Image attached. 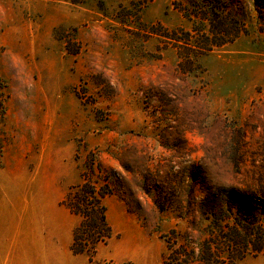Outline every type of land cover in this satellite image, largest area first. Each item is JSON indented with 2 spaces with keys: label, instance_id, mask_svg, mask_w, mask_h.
Instances as JSON below:
<instances>
[{
  "label": "rangeland",
  "instance_id": "1",
  "mask_svg": "<svg viewBox=\"0 0 264 264\" xmlns=\"http://www.w3.org/2000/svg\"><path fill=\"white\" fill-rule=\"evenodd\" d=\"M86 181L94 262L208 241L231 264L264 228V0H0V264H91Z\"/></svg>",
  "mask_w": 264,
  "mask_h": 264
},
{
  "label": "trees",
  "instance_id": "2",
  "mask_svg": "<svg viewBox=\"0 0 264 264\" xmlns=\"http://www.w3.org/2000/svg\"><path fill=\"white\" fill-rule=\"evenodd\" d=\"M107 195L106 192H99L92 183L85 182L77 185L69 193L66 199V205L71 213L80 216L82 219L78 227L74 230L71 250L75 254H86L89 256V262H94L97 245L106 243L112 238V228L108 223L106 208L102 205V198ZM253 241L245 243L241 247L231 250L229 253L234 255L229 257L231 264H236V260L244 259L248 255H264V228L258 226ZM242 239L235 237L231 240L235 245H240ZM252 244V248L249 247ZM255 243V244H254ZM220 256L216 255L210 242H205L202 248L197 252L195 249L189 250L180 247L173 250L169 247V253L160 264H222ZM96 264H116L114 262L103 261ZM223 264H227L223 262Z\"/></svg>",
  "mask_w": 264,
  "mask_h": 264
}]
</instances>
